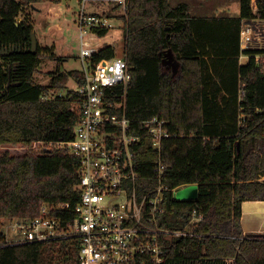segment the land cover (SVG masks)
I'll list each match as a JSON object with an SVG mask.
<instances>
[{
    "label": "trees",
    "instance_id": "1",
    "mask_svg": "<svg viewBox=\"0 0 264 264\" xmlns=\"http://www.w3.org/2000/svg\"><path fill=\"white\" fill-rule=\"evenodd\" d=\"M34 1L0 0V225L5 217L36 216L44 204L75 206L81 196L80 160L65 148H39L74 138L78 92L42 95L71 77L80 83L83 73L62 70L68 57L51 52L57 65L50 81L34 80L43 50H50L39 45L33 52L34 23L19 20ZM238 1L237 16H195L188 2L173 6L170 0H128L123 15L132 67L126 113L131 132L140 136L134 146L138 196L159 184L160 154L144 123L156 116L168 120L173 133L162 144L163 184L199 187L197 199L165 192L159 225L184 228L195 209L203 220L191 226L198 235L164 239L160 264H264V237L246 236L242 224L244 203L264 200V47L247 49L249 60L241 62L243 20L264 19V0H255L256 10L253 0ZM169 48L180 62L177 72L163 63ZM115 55L113 45H104L97 58ZM80 245L73 237L0 247V264H79Z\"/></svg>",
    "mask_w": 264,
    "mask_h": 264
},
{
    "label": "built area",
    "instance_id": "2",
    "mask_svg": "<svg viewBox=\"0 0 264 264\" xmlns=\"http://www.w3.org/2000/svg\"><path fill=\"white\" fill-rule=\"evenodd\" d=\"M80 1L79 58L83 77L74 88L78 92L72 106L77 113L74 138L42 142L40 148H65L80 160L77 188L81 196L75 206L71 202L44 204L36 216L3 218L0 247L79 237V264H160L165 257L164 239L198 235L191 226L200 223L203 214L195 209L190 224L184 228L172 229L158 223L165 192L186 185L172 189L162 182L166 168L162 144L173 133L167 127L168 120L158 116L144 123L160 154L155 165L159 184L143 197L138 196L134 146L140 136L131 132L126 113L132 67L126 55L97 58L104 46L100 31L109 30L114 23L107 15L88 11L87 0ZM111 1L126 12L128 0ZM258 40H264V19L243 20L241 57L249 56L244 52ZM244 93L242 87L240 94ZM65 94L50 90L42 99ZM260 179L264 180V174ZM71 211L74 217L67 215ZM226 263L235 261L227 259Z\"/></svg>",
    "mask_w": 264,
    "mask_h": 264
},
{
    "label": "rangeland",
    "instance_id": "3",
    "mask_svg": "<svg viewBox=\"0 0 264 264\" xmlns=\"http://www.w3.org/2000/svg\"><path fill=\"white\" fill-rule=\"evenodd\" d=\"M182 1L189 3L191 12L195 16H237L240 13V2L238 0H170V3L175 6ZM81 6L82 2L80 0H37L23 6L19 20H22L24 17L31 19L34 23L38 46L40 45L43 49H50L49 51L43 50L42 52L43 57L38 67L39 70L34 76V80L37 83L47 84L51 79L50 72L56 69L57 59L51 58V52L58 56L68 57V59L61 61L62 70L69 71L81 68L78 30V14ZM86 9L112 18L114 26L105 35H102L101 43L105 46L113 45L117 57L124 56L125 22L123 15L126 14L124 9L111 0H87ZM253 46L264 47V40L255 41ZM72 88H76V82L73 77L69 78L65 86H58L55 89H51V91H55L56 93L60 91L66 92L67 89ZM198 191V185L191 183L182 185L180 188H175L173 192L176 199L183 200L185 198L197 199ZM188 194L189 197H187ZM252 205L254 206H252V215L245 216L244 212V217L249 218L250 221L256 218L258 221L256 222L255 220L253 223L256 222L259 225L257 227L256 223L253 225L247 222L248 227H246V230L244 229L245 235V231L247 233H264V207L261 210V205L258 206L255 203H252ZM249 225L251 227L254 226L255 229H250Z\"/></svg>",
    "mask_w": 264,
    "mask_h": 264
},
{
    "label": "water",
    "instance_id": "4",
    "mask_svg": "<svg viewBox=\"0 0 264 264\" xmlns=\"http://www.w3.org/2000/svg\"><path fill=\"white\" fill-rule=\"evenodd\" d=\"M37 48H38V39H37L36 33L33 32L32 33V50H33V52H36ZM165 55L166 56L163 60V63L165 65L167 64V65L172 66V69L174 70V72H177L180 68V62L176 59L174 51L171 48H169ZM187 197H189V194L187 195ZM185 199H190V198H185ZM242 224H243V228L246 230L247 228L243 222H242ZM245 232L249 236H255V237H262L263 236L264 237V233H252V232L247 233V231H245Z\"/></svg>",
    "mask_w": 264,
    "mask_h": 264
},
{
    "label": "bare ground",
    "instance_id": "5",
    "mask_svg": "<svg viewBox=\"0 0 264 264\" xmlns=\"http://www.w3.org/2000/svg\"><path fill=\"white\" fill-rule=\"evenodd\" d=\"M252 203H255L256 205H258V206H260V208H261V210L263 209V207H264V205H262L263 203H264V200H255V201H246L245 203H244V205H243V207H244V212H245V216H247V215H252V212H253V208H252ZM258 203V204H257ZM254 207V206H253ZM258 212V211H257ZM242 222L245 224V226L246 227H248V224H247V222L248 223H250V220H249V218H247V217H243V219H242ZM256 223V222H255ZM255 223H253L252 221H251V224H255ZM257 224V227H258V223H256ZM249 227H250V229H255L254 228V226H252L251 227V225H249ZM264 232V231H263Z\"/></svg>",
    "mask_w": 264,
    "mask_h": 264
},
{
    "label": "crops",
    "instance_id": "6",
    "mask_svg": "<svg viewBox=\"0 0 264 264\" xmlns=\"http://www.w3.org/2000/svg\"><path fill=\"white\" fill-rule=\"evenodd\" d=\"M239 11H240V8H239ZM208 16H210V15H208ZM245 57V58H244ZM244 57H241V62L242 63H247L248 62V60H249V57L247 58V56H244ZM260 217H261V215H260ZM252 222H254V220L252 219ZM250 224H251V221H250Z\"/></svg>",
    "mask_w": 264,
    "mask_h": 264
},
{
    "label": "flooded vegetation",
    "instance_id": "7",
    "mask_svg": "<svg viewBox=\"0 0 264 264\" xmlns=\"http://www.w3.org/2000/svg\"><path fill=\"white\" fill-rule=\"evenodd\" d=\"M168 66H170V65H168ZM170 67L172 68V66H170ZM259 215H260V214H259ZM255 220H256V218H255ZM255 220H254V221H255ZM257 221H258V220H256V222H257Z\"/></svg>",
    "mask_w": 264,
    "mask_h": 264
}]
</instances>
